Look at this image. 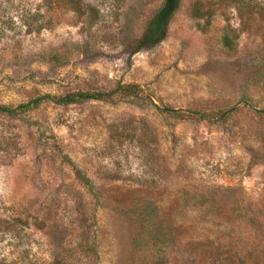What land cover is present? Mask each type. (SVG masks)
<instances>
[{"label":"rangeland","instance_id":"obj_1","mask_svg":"<svg viewBox=\"0 0 264 264\" xmlns=\"http://www.w3.org/2000/svg\"><path fill=\"white\" fill-rule=\"evenodd\" d=\"M70 1L0 0V264H264V0Z\"/></svg>","mask_w":264,"mask_h":264},{"label":"trees","instance_id":"obj_2","mask_svg":"<svg viewBox=\"0 0 264 264\" xmlns=\"http://www.w3.org/2000/svg\"><path fill=\"white\" fill-rule=\"evenodd\" d=\"M78 1L77 0H71L70 3L74 4L76 6ZM182 0H164L162 5L150 16L149 20L147 21L146 27L144 29L143 34L138 39L136 43V49L135 52L150 49L161 42L164 41V39L167 36L169 24L171 23L172 19L174 18L175 14L177 13L178 9L180 8ZM101 94L93 95V96H81V95H68L61 100L74 102L76 98H97L101 97ZM38 102V100H35L31 102L30 104H34ZM1 110H4L0 107ZM68 158V157H67ZM69 162L73 166V169L75 170L76 176L85 183L90 190L93 192V184L89 177H87L81 169H79L73 161L68 158Z\"/></svg>","mask_w":264,"mask_h":264}]
</instances>
